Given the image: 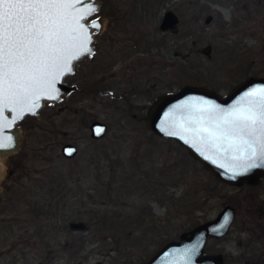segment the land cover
<instances>
[{
    "label": "rangeland",
    "instance_id": "374dc122",
    "mask_svg": "<svg viewBox=\"0 0 264 264\" xmlns=\"http://www.w3.org/2000/svg\"><path fill=\"white\" fill-rule=\"evenodd\" d=\"M98 1L105 29L67 79L79 91L44 106L39 120L26 116L19 150L5 159L0 264H45L48 249L49 264H139L157 244L224 204L234 209L232 223L223 237L206 240L205 251L221 253L223 264H264V178L253 185L221 183L144 120L156 95L184 84L225 94L247 76L264 77V11L254 0H166L152 14L142 0ZM165 10L178 22L161 31ZM93 120L106 125L99 139L89 136ZM65 143L76 146L73 157L61 155ZM60 177L72 190L67 206L44 215L49 183ZM104 213L114 219L121 213L120 228L144 218L139 241L127 246L121 229L108 223L99 229ZM72 241L83 248L75 256L63 248Z\"/></svg>",
    "mask_w": 264,
    "mask_h": 264
},
{
    "label": "water",
    "instance_id": "95a60500",
    "mask_svg": "<svg viewBox=\"0 0 264 264\" xmlns=\"http://www.w3.org/2000/svg\"><path fill=\"white\" fill-rule=\"evenodd\" d=\"M61 3L62 7L51 10V20L44 21L49 31L54 29L59 33L57 46L62 52L57 66L49 67L40 83L29 82L23 76L13 83L0 80V193L8 172L5 159L20 147L22 130L17 123L25 116L39 119L38 111L44 103L52 105L75 89L63 79L73 73L75 62L93 53L92 44L106 26L105 17L96 15L100 1L61 0ZM177 22L175 13L165 10L158 28L169 30ZM51 51L50 47L49 54ZM262 104L264 77L247 76L225 94L203 85L184 84L175 91L157 95L147 106L144 120L152 133L174 140L219 182L253 185L264 178V166H259L249 146L232 134V122L238 114L258 109ZM88 130L91 138L99 139L105 134L106 125L93 120ZM60 153L70 158L76 154V148L65 143ZM233 217V207L224 204L213 217L181 231L174 239L163 241L141 264H223L221 253H208L204 246L208 238L223 237Z\"/></svg>",
    "mask_w": 264,
    "mask_h": 264
},
{
    "label": "snow or ice",
    "instance_id": "6c2138e0",
    "mask_svg": "<svg viewBox=\"0 0 264 264\" xmlns=\"http://www.w3.org/2000/svg\"><path fill=\"white\" fill-rule=\"evenodd\" d=\"M62 6L61 0H0V80L13 83L23 76L40 83L48 68L57 66L62 52L57 46L59 33L49 31L44 21L51 20V10ZM232 125V134L264 166V104L238 114Z\"/></svg>",
    "mask_w": 264,
    "mask_h": 264
},
{
    "label": "trees",
    "instance_id": "16d2710c",
    "mask_svg": "<svg viewBox=\"0 0 264 264\" xmlns=\"http://www.w3.org/2000/svg\"><path fill=\"white\" fill-rule=\"evenodd\" d=\"M166 0H142V3L144 6H142L145 8V10L149 13H157V11L163 6V3ZM60 179H63L62 182H58L59 178H56V182L55 180L51 181L49 184L50 186L53 187V190L50 191V196L49 198H47V202L45 203L46 205V210L43 212L45 213L44 215L50 216V215H55L59 209L61 211H63L62 209L67 206V203L64 201H66L65 195L68 192V190L72 191L70 189V187L66 184V182H64V178L60 177ZM48 185V184H47ZM69 191V192H70ZM68 200V199H67ZM36 207V206H35ZM39 208V207H38ZM41 208V206H40ZM39 208V209H40ZM35 209H31L33 211H35L36 213H39L38 210ZM114 216V215H113ZM115 219L114 217L110 216L109 214H101L100 220L99 222H101V228L99 229H105L107 228L106 223L109 224L110 228H114L116 227V229H121V232H123V236H124V241L125 244L127 246H131V245H135L137 243V241H139L140 237L136 236L137 233H139V228L141 227V225L144 223V218L142 219H135L134 221L132 219L129 220V222L131 223V227L128 226L126 228H124L123 226L117 227V225H119L122 221H120L119 219L122 217L121 213H117L115 215ZM113 221L115 222V224H113ZM117 222H119V224H116ZM73 224V223H71ZM71 224H68L67 226L69 228L72 229V227L70 226ZM195 224H197V222L193 223L191 226H194ZM123 225V223H122ZM190 226V227H191ZM130 227V228H129ZM132 236H136V237H132ZM135 238H137V241H134ZM77 245L75 246V241H72L71 244H64L63 248H65L64 250L68 251V253L71 256H75L77 255L80 251L83 250V248H81V244L79 245V243H76ZM67 245V246H66ZM159 244H157L156 246H158Z\"/></svg>",
    "mask_w": 264,
    "mask_h": 264
},
{
    "label": "flooded vegetation",
    "instance_id": "af4514ba",
    "mask_svg": "<svg viewBox=\"0 0 264 264\" xmlns=\"http://www.w3.org/2000/svg\"><path fill=\"white\" fill-rule=\"evenodd\" d=\"M233 1H234V4H237L240 0H233ZM233 1H231V2L233 3ZM254 4L256 5L255 7H257V6H258L259 8L261 7V8H262V11H264V0H258V1H257V0H254ZM245 6H246L245 2H244V3H239V8H245ZM96 15H97V13H96ZM211 19H212V18H211ZM211 19L208 18V21H207V22H209ZM158 29H159V28H158ZM205 52H207V50H205ZM78 63H79V62H75V63H74V66H73V73H72L71 75L65 76L64 79H63L64 82H65L67 85H74V86H75V89H74L73 91H71L67 96H61V97H60V100H59L58 102L52 104V105H49L48 103H44V105L42 106V108H43L44 106H47V107H50V108H51V107H54L55 105H59L60 103H64V102H63L64 99H66L67 97H69V95L75 94L77 91H79L78 86H77L76 83L74 82L75 80H74V81H71V82H70V81H69V82L67 81L68 78L74 76V74H75V65L78 64ZM112 64H113V63H112ZM112 64H109L107 67H108V68H111V67H112ZM208 88H209V87H208ZM106 91H107V93H108L109 89H107ZM170 92H171V91H170ZM165 93H166V92H165ZM156 96H157V95H156ZM156 96H155V97H156ZM155 97H154V98H155ZM154 98H153V99H154ZM64 101H65V100H64ZM42 108H41V109H42ZM41 109H40V110H41ZM40 110H39V111H40ZM39 111H38V113H39ZM40 116H41V115H40ZM25 117H26V116H25ZM25 117H24V118H25ZM24 118H23V119H24ZM23 119H22V120H23ZM35 119H36V120H39V119H37V118H35ZM22 120H21V121H22ZM21 121H19L17 124L19 125V123H20ZM88 125H89V124H88ZM19 126H20V125H19ZM20 128H21V130H22V127H21V126H20ZM87 128H88V126H87ZM88 132H89V130H88ZM73 145H74V144H73ZM74 146H75V145H74ZM75 148H76V146H75ZM76 151H77V149H76ZM83 194H84V193H83ZM47 246H48V245H47ZM47 246H46V247H47ZM49 254H50V251H49V249H48V251H47V253H46V256H48V257H46V260L44 261L45 264H49ZM141 262H142V261H141ZM139 264H141V263H139Z\"/></svg>",
    "mask_w": 264,
    "mask_h": 264
}]
</instances>
